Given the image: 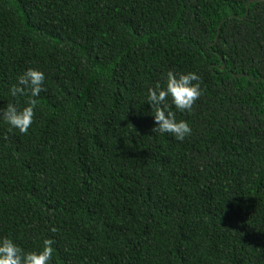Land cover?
Masks as SVG:
<instances>
[{
	"label": "trees",
	"instance_id": "16d2710c",
	"mask_svg": "<svg viewBox=\"0 0 264 264\" xmlns=\"http://www.w3.org/2000/svg\"><path fill=\"white\" fill-rule=\"evenodd\" d=\"M27 67L46 91L27 134L0 121V236L52 264H264V0H0V107ZM168 70L201 78L183 141L146 103Z\"/></svg>",
	"mask_w": 264,
	"mask_h": 264
},
{
	"label": "clouds",
	"instance_id": "9594fccd",
	"mask_svg": "<svg viewBox=\"0 0 264 264\" xmlns=\"http://www.w3.org/2000/svg\"><path fill=\"white\" fill-rule=\"evenodd\" d=\"M45 72L37 67H27L20 72L8 89L13 98L26 97L23 105L8 102L0 107V121L8 126L4 134L7 139L14 130L27 134L34 122L36 97L45 88ZM200 76L197 72L177 73L168 70L163 84L155 83L147 88L146 103L150 106L154 127L153 132L171 134L176 140L183 141L191 136L192 128L187 120L177 119L176 113L191 112L202 94ZM173 108L175 111H173ZM56 232L53 226L50 229ZM53 241L44 239L42 246L35 250L22 248L11 236H0V264H52Z\"/></svg>",
	"mask_w": 264,
	"mask_h": 264
}]
</instances>
